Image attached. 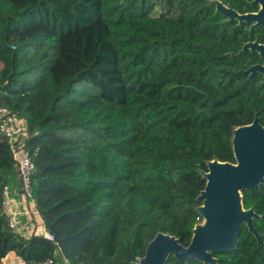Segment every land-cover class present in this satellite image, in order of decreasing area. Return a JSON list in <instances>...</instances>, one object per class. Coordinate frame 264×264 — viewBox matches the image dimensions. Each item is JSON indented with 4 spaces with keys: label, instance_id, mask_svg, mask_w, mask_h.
Listing matches in <instances>:
<instances>
[{
    "label": "trees",
    "instance_id": "16d2710c",
    "mask_svg": "<svg viewBox=\"0 0 264 264\" xmlns=\"http://www.w3.org/2000/svg\"><path fill=\"white\" fill-rule=\"evenodd\" d=\"M251 25L227 22L214 0H0V103L26 122L32 194L56 238L10 228L2 190L18 174L0 133V264L59 250L73 264H135L159 232L188 246L203 221L202 171L236 162L237 127L256 115L264 125L263 75L245 73L263 59L233 55L264 43V25ZM243 203L261 215V244L243 226L219 264H264V183Z\"/></svg>",
    "mask_w": 264,
    "mask_h": 264
},
{
    "label": "water",
    "instance_id": "95a60500",
    "mask_svg": "<svg viewBox=\"0 0 264 264\" xmlns=\"http://www.w3.org/2000/svg\"><path fill=\"white\" fill-rule=\"evenodd\" d=\"M214 1L216 11L225 16L227 22H247L252 28L264 25V0H253L252 4L260 8L247 13H240L221 0ZM249 50L257 51L263 63L252 65L245 73L249 77L261 73L264 78V43L246 42L233 55L241 56ZM232 141L236 162L214 159L208 162V171H202L207 183L197 197L202 202L197 211L203 222L193 229L190 244L185 246L174 235L159 232L149 242L140 264H166L171 255L185 262L219 264L215 254L235 251L243 226L261 244V235L255 227V219L261 215L254 208H245L243 203V191L258 189L264 183V125L259 116L256 115L252 123L237 127ZM18 185L22 188L19 177Z\"/></svg>",
    "mask_w": 264,
    "mask_h": 264
},
{
    "label": "built area",
    "instance_id": "2783aa9c",
    "mask_svg": "<svg viewBox=\"0 0 264 264\" xmlns=\"http://www.w3.org/2000/svg\"><path fill=\"white\" fill-rule=\"evenodd\" d=\"M0 133L5 135L12 148V153L16 161L18 176L22 183V193L28 199V202L35 207L34 215L41 219L36 208V201L32 194V176L36 170L35 162L27 148L29 132L26 122L20 119L9 107L0 103ZM11 185L6 184L2 190V213L5 215L9 226L18 230L19 212L15 209ZM42 220V219H41ZM42 226H38L33 235H41L54 242L55 235L47 230L42 221ZM142 257H137L135 264H140ZM40 264H73L62 256L60 250L57 256H51L44 263Z\"/></svg>",
    "mask_w": 264,
    "mask_h": 264
},
{
    "label": "crops",
    "instance_id": "0c3cea01",
    "mask_svg": "<svg viewBox=\"0 0 264 264\" xmlns=\"http://www.w3.org/2000/svg\"><path fill=\"white\" fill-rule=\"evenodd\" d=\"M18 174V172H17ZM19 177V176H18ZM11 195L15 209L19 212L18 231L27 236L33 235L32 232L38 227L42 226V220L34 215L35 207L28 202V199L23 195L22 188L18 185V179L14 185H11ZM11 258L18 264H26V262L18 257L15 252H10L2 261V264H15L6 262L7 258Z\"/></svg>",
    "mask_w": 264,
    "mask_h": 264
},
{
    "label": "rangeland",
    "instance_id": "374dc122",
    "mask_svg": "<svg viewBox=\"0 0 264 264\" xmlns=\"http://www.w3.org/2000/svg\"><path fill=\"white\" fill-rule=\"evenodd\" d=\"M17 1H20L21 3H25L27 0H17ZM162 6H163V3H161V4H158V6H157V11H156V13L157 14H159L163 9H162ZM203 222V221H202ZM202 222H200V223H202ZM9 224V223H8ZM11 228V227H10ZM14 230H17V229H14Z\"/></svg>",
    "mask_w": 264,
    "mask_h": 264
}]
</instances>
